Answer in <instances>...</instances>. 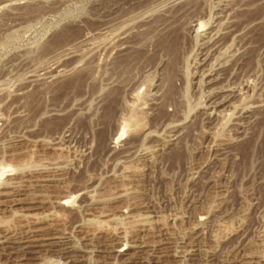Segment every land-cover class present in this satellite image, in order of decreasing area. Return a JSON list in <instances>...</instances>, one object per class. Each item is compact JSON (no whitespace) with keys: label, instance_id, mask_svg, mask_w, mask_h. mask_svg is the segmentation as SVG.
<instances>
[{"label":"rangeland","instance_id":"obj_1","mask_svg":"<svg viewBox=\"0 0 264 264\" xmlns=\"http://www.w3.org/2000/svg\"><path fill=\"white\" fill-rule=\"evenodd\" d=\"M0 174V264H264V0H0Z\"/></svg>","mask_w":264,"mask_h":264},{"label":"bare ground","instance_id":"obj_2","mask_svg":"<svg viewBox=\"0 0 264 264\" xmlns=\"http://www.w3.org/2000/svg\"><path fill=\"white\" fill-rule=\"evenodd\" d=\"M201 27V24L199 25V28ZM126 134V130H125V126L122 128V129H120L119 130V132H118V134L116 135V137L113 139V141H112V144H115V143H117V141L118 140H120L124 135ZM122 140V139H121ZM1 175L2 174H0V177H1ZM72 196V195H71ZM74 196V195H73ZM76 196V195H75ZM74 199V198H73ZM69 200H71V199H69ZM69 200L67 199V200H64L63 202H62V205L63 206H68L69 204H70V202H72V201H70L69 202ZM61 205V204H60ZM16 242V241H15ZM14 241H13V239H3V240H1L0 241V247L1 248H3V249H5V251L7 252V250H9L8 248H10V247H12L11 245H13V244H15L16 245V243H15ZM26 243H28V242H26ZM67 243V240L64 238V239H61L60 241H58L57 242V246L60 248V251H61V253H64V254H68V253H72V252H74L72 249L70 250V247L68 248V247H66V246H64L65 244ZM18 244V243H17ZM67 245V244H66ZM25 249H29L30 250V248H31V245H29V246H23ZM21 248V247H20ZM23 248V249H24ZM22 249V250H23ZM21 250V249H20ZM23 251H25V250H23ZM5 253V252H4ZM9 253V252H8ZM6 254V253H5ZM9 254H11V253H9ZM12 255V254H11Z\"/></svg>","mask_w":264,"mask_h":264}]
</instances>
